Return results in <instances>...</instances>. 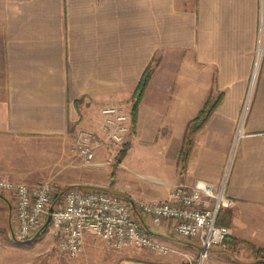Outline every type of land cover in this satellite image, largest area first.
Instances as JSON below:
<instances>
[{
  "label": "crops",
  "instance_id": "0c3cea01",
  "mask_svg": "<svg viewBox=\"0 0 264 264\" xmlns=\"http://www.w3.org/2000/svg\"><path fill=\"white\" fill-rule=\"evenodd\" d=\"M148 65L133 134L141 148L168 160L158 162L164 176L149 179L161 185H138L151 192L143 199L165 200L178 183L223 184L236 204L232 235L238 222L257 221L258 230L242 226V236L264 249V0H0V139L48 144L59 160L72 131L98 130L102 106L119 105L130 116ZM210 93L222 99L194 134L182 170L180 141ZM104 153L96 151L97 166ZM3 156L0 149V178L7 179ZM92 184L82 183L105 187ZM144 221L154 238L172 244L166 226ZM1 243L0 264L9 263L11 246ZM214 249L203 264H246ZM121 254L114 264L180 263L142 249Z\"/></svg>",
  "mask_w": 264,
  "mask_h": 264
},
{
  "label": "built area",
  "instance_id": "2783aa9c",
  "mask_svg": "<svg viewBox=\"0 0 264 264\" xmlns=\"http://www.w3.org/2000/svg\"><path fill=\"white\" fill-rule=\"evenodd\" d=\"M260 50L258 46L253 76ZM99 113L98 130L76 128L73 134L70 152L87 168L97 166L94 159L98 149L108 145L121 147L130 135V116L121 106L107 104ZM0 194L14 199L11 236L15 241L43 230L50 216L46 226L55 248L68 259L80 255L89 236L114 251L135 248L160 256L178 254L172 244L154 238L144 220L152 226H166L178 241L196 242L200 262L211 248L223 246L226 238L232 236L229 227L216 222L221 211L233 208L235 202L225 195L223 184L215 188L203 180L174 185L162 201L123 198L102 187L72 185L59 190L50 181L31 188L24 182L3 178Z\"/></svg>",
  "mask_w": 264,
  "mask_h": 264
},
{
  "label": "rangeland",
  "instance_id": "374dc122",
  "mask_svg": "<svg viewBox=\"0 0 264 264\" xmlns=\"http://www.w3.org/2000/svg\"><path fill=\"white\" fill-rule=\"evenodd\" d=\"M73 134L74 131L70 133V138L63 144L65 155L59 160H56L49 152L50 147L48 144H41L33 139H5L2 137L0 139V149L4 154L2 176L11 181L24 182L31 188L36 187L41 182L50 181L56 184L59 190L72 186L73 181H78L73 185H82L83 181L89 180L93 184L105 186L102 188L107 189L111 186L113 192L124 195L128 199L143 201H149V199H143L144 193L151 195V192L140 188L138 185L153 187L162 184L160 180L155 182V180L149 179L164 176L163 172H159V168L162 166L160 167L158 162L164 159L163 162L166 163L168 160L167 154L155 156L152 149L145 150L141 148L142 146H139L140 144L135 140L134 134L129 135L128 141H130L131 148H129L125 159H121L118 153L122 146L116 148L108 145L102 148L105 153L98 160L100 166L91 168L84 167L80 160L70 152ZM45 151L48 153H43ZM94 162H97L96 158ZM111 173H113V176ZM137 195L142 198L137 199ZM162 200L164 199L158 201ZM13 206L14 199L12 197L0 194V254L2 253V240L5 246L6 244L11 246V249H7L4 253L5 257L10 259L9 263L4 260L3 264H114L121 258L123 250H110L100 240L89 236L80 255L75 259H68L56 250L48 226L28 239L15 241L11 236V229L14 224ZM231 209L221 211L218 218L220 225L229 226ZM258 224L257 221L238 222L239 235H232L231 238L241 243L231 247V245L224 242L223 246L214 249L215 252L223 260L244 262L246 264H264V249L259 247L253 239L242 236V226L257 231ZM166 236L169 243L175 244L172 246L178 254H171L177 258V261L179 260V264H203L206 260L207 257L200 262L198 252L190 244H182L169 233ZM186 242L197 244L191 241Z\"/></svg>",
  "mask_w": 264,
  "mask_h": 264
},
{
  "label": "trees",
  "instance_id": "16d2710c",
  "mask_svg": "<svg viewBox=\"0 0 264 264\" xmlns=\"http://www.w3.org/2000/svg\"><path fill=\"white\" fill-rule=\"evenodd\" d=\"M152 70H153V67L151 65H148L147 68L145 69V71L142 73V75L139 79V82H138V84H137V86L133 92L131 110H130V122H131L130 134L134 133V125H135V121H136L137 107H138V105L142 99V95L146 89V86H147L148 81L150 79ZM221 99H222V94H219L217 97L213 98L211 93H210L208 95V98L204 102L202 108L199 110L198 114L196 115V117H194L187 124L185 132L183 134V137L180 141V147H179L178 156H177V162L181 166L182 170L185 168L187 161L189 159L190 150L192 149V146H193L194 134H196L199 130L202 129V127L204 126L206 121L209 119L210 115L213 113V111L216 109L217 105L220 103ZM129 147H130V143L127 140L125 142V144L122 145L120 151L118 152L119 157L121 159H123L127 150L129 149ZM111 174L113 176V173H111ZM110 187L111 186H109L107 188V190L111 191L115 195H118V196L123 197V198H127L124 195H121L115 191L113 192V190ZM220 214H219V216H220ZM219 216H218V218H219ZM218 218H217L216 223L221 224L220 221H218ZM231 237L232 236L227 237L225 240V242L228 243V245H231V247L237 245L238 243H241L239 241H235V239L231 238ZM180 242H182V244H184V245L190 244L191 246H193L194 249L199 248L198 244L189 243L186 241H180ZM185 264H188V263H185Z\"/></svg>",
  "mask_w": 264,
  "mask_h": 264
},
{
  "label": "water",
  "instance_id": "95a60500",
  "mask_svg": "<svg viewBox=\"0 0 264 264\" xmlns=\"http://www.w3.org/2000/svg\"><path fill=\"white\" fill-rule=\"evenodd\" d=\"M51 211H52V208L49 209V213H51ZM49 219H50V216L47 217L46 222H45L43 228H44L46 225H48V223H49ZM25 242L27 243L28 241H25Z\"/></svg>",
  "mask_w": 264,
  "mask_h": 264
}]
</instances>
